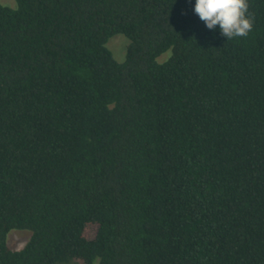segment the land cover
I'll list each match as a JSON object with an SVG mask.
<instances>
[{
	"label": "trees",
	"instance_id": "trees-1",
	"mask_svg": "<svg viewBox=\"0 0 264 264\" xmlns=\"http://www.w3.org/2000/svg\"><path fill=\"white\" fill-rule=\"evenodd\" d=\"M14 1L0 264H264V0L233 39L194 0Z\"/></svg>",
	"mask_w": 264,
	"mask_h": 264
},
{
	"label": "clouds",
	"instance_id": "clouds-1",
	"mask_svg": "<svg viewBox=\"0 0 264 264\" xmlns=\"http://www.w3.org/2000/svg\"><path fill=\"white\" fill-rule=\"evenodd\" d=\"M193 12L207 29L218 27L227 39L246 37L253 29L247 0H194Z\"/></svg>",
	"mask_w": 264,
	"mask_h": 264
},
{
	"label": "rangeland",
	"instance_id": "rangeland-1",
	"mask_svg": "<svg viewBox=\"0 0 264 264\" xmlns=\"http://www.w3.org/2000/svg\"><path fill=\"white\" fill-rule=\"evenodd\" d=\"M0 4L9 8H15L16 4L14 0H0ZM107 48L112 53L114 59L118 63H122L125 59L127 42L122 36H115L111 38L107 43ZM94 230L92 231L93 234ZM30 233L28 231L12 230L7 236V245L13 251H18L23 248Z\"/></svg>",
	"mask_w": 264,
	"mask_h": 264
}]
</instances>
